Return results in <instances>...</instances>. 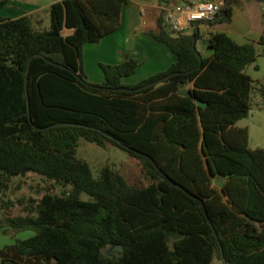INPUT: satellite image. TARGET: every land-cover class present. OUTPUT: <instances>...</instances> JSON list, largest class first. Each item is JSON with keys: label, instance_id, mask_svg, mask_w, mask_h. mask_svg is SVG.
<instances>
[{"label": "trees", "instance_id": "16d2710c", "mask_svg": "<svg viewBox=\"0 0 264 264\" xmlns=\"http://www.w3.org/2000/svg\"><path fill=\"white\" fill-rule=\"evenodd\" d=\"M127 5L62 0L50 7L48 29L30 16H0V231L34 232L0 250L1 264H264V149H250L248 129L237 126L257 93L264 102V86L245 71L264 56V34L238 44L212 32L203 56L194 48L200 34L173 36L160 16L149 34L176 63L137 84L124 82L137 60L102 64L106 81L91 83L84 47L118 31ZM81 139L127 151L149 184L110 166L96 178L78 157ZM27 173L70 190L19 199L25 214H10L11 182ZM114 245L124 253L105 252Z\"/></svg>", "mask_w": 264, "mask_h": 264}, {"label": "crops", "instance_id": "0c3cea01", "mask_svg": "<svg viewBox=\"0 0 264 264\" xmlns=\"http://www.w3.org/2000/svg\"><path fill=\"white\" fill-rule=\"evenodd\" d=\"M60 1L62 0H8L0 10V16L14 20L30 16L34 19L35 27L43 29L46 26L43 15L46 12L49 13L50 7ZM127 1L128 5L122 12L121 28L104 37L100 42L89 43L84 47V69L91 83L100 84L106 81V75L101 67L102 64L119 65L130 59L137 60L140 66L136 73L124 78L126 84H137L153 75L167 71L172 64L178 61L177 55L166 44L158 42L149 32L158 29L160 11L163 6L175 5L173 3L180 1L186 3L195 0ZM231 7L233 14L229 23L216 22L212 25L202 26L206 31L202 39L208 50L207 56L212 53L206 45V40L212 32L227 33L238 44L257 43L264 34L263 2L258 0H233ZM50 22L48 23L49 27ZM73 33V29H64L65 36ZM245 71L255 81L264 86L263 55L259 56L255 63L247 66ZM16 234L17 232L13 230H8L6 233L0 231V250L13 243L6 241L5 238Z\"/></svg>", "mask_w": 264, "mask_h": 264}, {"label": "rangeland", "instance_id": "374dc122", "mask_svg": "<svg viewBox=\"0 0 264 264\" xmlns=\"http://www.w3.org/2000/svg\"><path fill=\"white\" fill-rule=\"evenodd\" d=\"M173 4H185V1H180ZM46 26L43 29L49 28L50 14L46 12L44 15ZM167 31L175 36L169 27L165 25ZM206 33L204 27L200 29L201 37L197 41V49L203 55L207 56L208 50L202 36ZM142 68V66H141ZM238 126L247 128L249 132V148L252 150L264 149V102L260 95H255L252 99V108L249 116L238 123ZM78 157L85 160L91 167L96 178L100 176L101 170L110 166L119 171L127 180L134 185L146 186L149 184L148 179L143 171L142 164L136 158H133L129 153L118 146L108 144L106 147H100L96 144L89 143L81 139L78 148ZM64 190H70V187H62L55 182L46 179L34 173L22 174L20 177H14L10 190L7 192L6 199L13 201L15 206L9 210L10 214L20 215L25 214L24 208L18 203L19 199H40L45 193L62 194ZM83 200H90L91 197L82 193ZM5 211L0 209V218H4ZM34 235L32 231H19L16 235H9L5 238L8 242H16V240H24ZM12 243V244H13ZM111 249L108 247L106 251ZM212 264H224V262L215 257Z\"/></svg>", "mask_w": 264, "mask_h": 264}, {"label": "built area", "instance_id": "2783aa9c", "mask_svg": "<svg viewBox=\"0 0 264 264\" xmlns=\"http://www.w3.org/2000/svg\"><path fill=\"white\" fill-rule=\"evenodd\" d=\"M226 6V0H195L185 4L165 5L160 14L164 25L175 36H190L197 27L214 21ZM200 34V33H199Z\"/></svg>", "mask_w": 264, "mask_h": 264}, {"label": "water", "instance_id": "95a60500", "mask_svg": "<svg viewBox=\"0 0 264 264\" xmlns=\"http://www.w3.org/2000/svg\"><path fill=\"white\" fill-rule=\"evenodd\" d=\"M258 1H261L264 3V0H258ZM233 4V0H226V6L224 7V9L221 11L220 13V17H224L226 15V12L228 10L229 7H231ZM200 32V28L197 27L196 29V33L199 34ZM196 43H197V39L194 40V48H196ZM183 86V84H181V87ZM181 95H186V96H193L192 94H190V92L186 91V89H182L180 90L179 92ZM196 103L197 105L200 107V108H207L209 105L208 103L200 100V99H196ZM208 169H209V166L207 165ZM166 176V175H165ZM167 177V176H166ZM169 179V181L172 183L173 186L175 187H179L181 189H184L181 185L177 184L176 182H174L173 180H171L169 177H167ZM215 185L222 189L223 188V182L222 181H217L215 183ZM124 253V248L120 245H114L111 247V249L108 250V254L109 255H114V254H118V255H122ZM224 260V263L226 264V260L225 258H223Z\"/></svg>", "mask_w": 264, "mask_h": 264}]
</instances>
